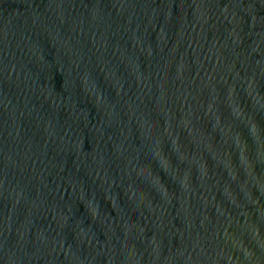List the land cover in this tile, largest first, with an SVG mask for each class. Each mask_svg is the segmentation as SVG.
Wrapping results in <instances>:
<instances>
[{
    "label": "water",
    "instance_id": "1",
    "mask_svg": "<svg viewBox=\"0 0 264 264\" xmlns=\"http://www.w3.org/2000/svg\"><path fill=\"white\" fill-rule=\"evenodd\" d=\"M0 264H264V0H0Z\"/></svg>",
    "mask_w": 264,
    "mask_h": 264
}]
</instances>
